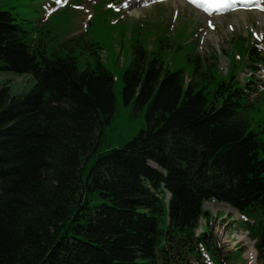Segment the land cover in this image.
<instances>
[{"label": "trees", "instance_id": "trees-1", "mask_svg": "<svg viewBox=\"0 0 264 264\" xmlns=\"http://www.w3.org/2000/svg\"><path fill=\"white\" fill-rule=\"evenodd\" d=\"M26 34L0 10V69L33 79L0 85V264H189L203 251L225 264L202 227L211 200L243 217L264 264V141L242 115L254 77L217 82L196 64L185 81L138 46L122 96L145 127L103 149L112 73Z\"/></svg>", "mask_w": 264, "mask_h": 264}, {"label": "rangeland", "instance_id": "rangeland-1", "mask_svg": "<svg viewBox=\"0 0 264 264\" xmlns=\"http://www.w3.org/2000/svg\"><path fill=\"white\" fill-rule=\"evenodd\" d=\"M125 1L0 0V10L12 13L28 41L43 43L48 52L70 49L79 69L99 59L112 73L115 111L105 128L103 149L122 145L145 127V109L124 103L122 96L123 72L138 46L149 56L159 55L168 69H182L185 81L196 64L217 82L231 76L240 82L254 77L255 92L242 115L264 141V20L258 13L264 15V0L240 10L234 6L237 3L229 4L216 13L189 0H144L128 8ZM135 7L141 10L137 16L128 13ZM1 84L17 94L28 89L33 79L0 69ZM223 204L215 200L204 204L211 217L202 220L203 230L216 239L225 264H259L252 254L254 241L240 226L243 217ZM189 264L219 262L203 251L199 257L193 254Z\"/></svg>", "mask_w": 264, "mask_h": 264}, {"label": "bare ground", "instance_id": "bare-ground-1", "mask_svg": "<svg viewBox=\"0 0 264 264\" xmlns=\"http://www.w3.org/2000/svg\"><path fill=\"white\" fill-rule=\"evenodd\" d=\"M143 1L144 0H126L124 2V6L128 8V7H131L133 5H136V3H143ZM189 1H191L193 3H199V6L201 8H203L204 10H207L209 13L210 12L216 13L218 10H222L226 6H230L229 4H234V3H237V4H234V6H239L238 9L240 7H243V6H254L255 5L254 0H209V2L207 4H204V3L196 1V0H189ZM139 9H140V7H135V9H132V10L128 11V13L130 14V12H131V15L137 16V14H139L140 11H141ZM258 13H259V16H260V20L263 21L264 20V15H262L263 13H261V12H258ZM225 207H228V206L225 205ZM252 254H253V257L255 258L256 252L254 250V247H252Z\"/></svg>", "mask_w": 264, "mask_h": 264}, {"label": "water", "instance_id": "water-1", "mask_svg": "<svg viewBox=\"0 0 264 264\" xmlns=\"http://www.w3.org/2000/svg\"><path fill=\"white\" fill-rule=\"evenodd\" d=\"M168 197H169V194L167 195V198H168ZM167 198H166V199H167Z\"/></svg>", "mask_w": 264, "mask_h": 264}]
</instances>
